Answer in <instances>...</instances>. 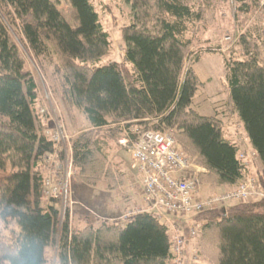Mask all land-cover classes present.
I'll return each instance as SVG.
<instances>
[{
  "label": "trees",
  "instance_id": "obj_1",
  "mask_svg": "<svg viewBox=\"0 0 264 264\" xmlns=\"http://www.w3.org/2000/svg\"><path fill=\"white\" fill-rule=\"evenodd\" d=\"M123 1L131 6L130 23L121 27L124 60L97 66L111 42L92 0H66L70 18L60 0H0V218L18 225L8 238L0 235V264H49L51 246L57 264H171L173 258L167 225L152 211L73 226L69 212L61 223L60 210L45 204L41 164L58 149L44 134L39 86L11 29L40 67L46 68L42 59L57 62L65 99L89 121L72 141L75 183L118 187L122 173L105 150L121 137V122L173 131L179 147L206 169L201 181L233 187L250 176L225 120L193 107L204 84L190 65L199 58L192 48L216 23L222 0ZM249 32L236 43L243 57L225 58V106L264 166V40ZM191 216L200 224L201 264H264V198Z\"/></svg>",
  "mask_w": 264,
  "mask_h": 264
},
{
  "label": "rangeland",
  "instance_id": "obj_2",
  "mask_svg": "<svg viewBox=\"0 0 264 264\" xmlns=\"http://www.w3.org/2000/svg\"><path fill=\"white\" fill-rule=\"evenodd\" d=\"M92 2L104 29L110 35L111 42L109 52L97 66H104L111 62L120 63L124 60L121 27L130 23L131 6L123 0H92ZM246 2L250 3L252 0H222L217 12L216 23L202 33L201 40L192 48L193 56L199 55V58L197 61L192 58L193 62L190 65L193 64L197 74L204 81V85L194 98L193 107L202 115L213 116L218 113L219 117L225 120L226 134L235 138L237 142L239 141L241 152L244 151L249 155V174L257 179L259 178V188L264 192L260 186V179L264 186V166L253 155L255 152L249 145L243 127L239 126L238 119L225 106L228 100L226 91L228 70L225 58L240 59L243 57L236 43L244 33L250 31L249 33H253L254 37L257 35L264 40V13L261 10L264 0L260 3L259 8L256 9L252 5L244 7ZM59 7L67 17H71L72 10L66 0H60ZM243 7L247 10V14L242 15V17L240 12ZM11 33L22 50L27 69L32 72L39 86L36 108L41 118L39 119L43 124L44 134L56 143L58 149L55 154L46 157L41 164L45 178V204L49 205L52 203L60 210L61 223L69 212L73 226H86L90 223L98 225L102 220L125 222L137 212H151L145 200L140 176L130 153V141L133 133H135L136 129H141V127L136 125L129 126L127 122L116 124L119 125L122 135L117 141L106 145L105 151L110 161L119 169V174L122 173L117 182V188H111L105 180L97 185L75 183L73 177L77 175V170L74 168L72 160V141L79 133L91 127L89 121L82 110L71 106L65 99L61 75L54 71V65L57 62L55 61L48 65V62L42 59V63H44L46 68L40 67L23 46L14 29H11ZM190 36V34L187 35V37ZM116 125L112 124L111 127ZM163 133L172 135L176 143H179L173 131L167 130ZM122 139H126L129 142L123 145L120 142ZM183 152L191 160L193 167L198 172L199 186L197 197L200 199L231 191L243 181L241 180L233 187L213 184L208 180L201 181L199 174L205 173L206 169L199 165L195 158L185 150ZM261 198L264 197L258 196L248 201ZM54 200H57V202H53ZM239 203L232 201L227 202L224 206ZM220 207L221 205L218 206V208ZM153 212L162 215L161 220L167 225L171 235V242L172 231L170 226L177 225V228L181 229L180 233L187 238L189 244L187 247V259H195L196 264L206 263L197 248L200 240V224L199 228L196 229V234L192 237L188 236L190 227L198 225L192 220L191 215L184 217L172 216L159 210H154ZM17 230L18 225L14 220L5 222L0 218L1 236L8 238L13 231ZM56 253L54 246L48 248L49 264H57ZM171 264H175L173 259Z\"/></svg>",
  "mask_w": 264,
  "mask_h": 264
},
{
  "label": "built area",
  "instance_id": "obj_3",
  "mask_svg": "<svg viewBox=\"0 0 264 264\" xmlns=\"http://www.w3.org/2000/svg\"><path fill=\"white\" fill-rule=\"evenodd\" d=\"M120 142L125 145L129 141L122 139ZM130 143L131 159L140 176L145 199L151 211L159 210L172 216L188 217L220 205L224 206L227 202H246L258 196L264 197L258 179L249 176L231 191L200 199L197 197L198 172L172 135L138 128ZM253 155L256 156V153ZM239 157L244 166L249 168V155L240 151ZM157 215L161 219L162 215ZM177 227L170 226L173 262L196 264L195 259L187 260L189 244L187 238L180 233L181 229ZM197 228L199 224L190 227L188 236H194Z\"/></svg>",
  "mask_w": 264,
  "mask_h": 264
},
{
  "label": "bare ground",
  "instance_id": "obj_4",
  "mask_svg": "<svg viewBox=\"0 0 264 264\" xmlns=\"http://www.w3.org/2000/svg\"><path fill=\"white\" fill-rule=\"evenodd\" d=\"M239 126H241L240 124H239ZM239 142V141H238ZM242 144V143H241ZM244 145V144H243ZM243 148H245V147H243ZM244 150V149H243ZM248 150H250V149H248Z\"/></svg>",
  "mask_w": 264,
  "mask_h": 264
},
{
  "label": "crops",
  "instance_id": "obj_5",
  "mask_svg": "<svg viewBox=\"0 0 264 264\" xmlns=\"http://www.w3.org/2000/svg\"><path fill=\"white\" fill-rule=\"evenodd\" d=\"M196 71V70H195ZM199 76V75H198ZM201 79V78H200ZM201 81L204 83V81L201 79Z\"/></svg>",
  "mask_w": 264,
  "mask_h": 264
}]
</instances>
